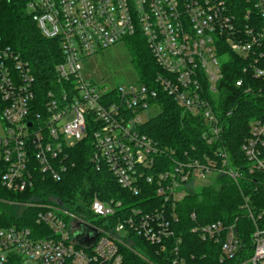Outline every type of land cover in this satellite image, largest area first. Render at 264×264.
I'll return each mask as SVG.
<instances>
[{"label":"built area","instance_id":"obj_1","mask_svg":"<svg viewBox=\"0 0 264 264\" xmlns=\"http://www.w3.org/2000/svg\"><path fill=\"white\" fill-rule=\"evenodd\" d=\"M27 9L41 34L58 42L60 58L46 75L52 86L42 94L29 62L0 38V201L21 209L15 222L0 218V264H196L187 234L218 246L222 263L237 257L242 243L235 222H196L186 231L176 209L197 178L212 173L236 181L243 169L221 148L214 151L218 160L185 155L160 169L166 150L142 131V114L159 111L161 96H167L208 123L202 135L208 143L217 139L208 93H217L223 76L222 47L255 61L263 55L264 0H29ZM137 34L158 68L151 80L137 76L134 83L98 87L83 77V60ZM251 68L253 76L264 75V68ZM87 137L91 165L131 197L150 199L145 205L94 196L93 217L81 218L56 197L23 201L2 195L61 181L74 166L72 149ZM263 149L264 123L253 120L241 145L248 173L264 172ZM143 186L150 194L142 195ZM241 208L254 229L250 256L235 264H264V223L256 222L264 211L255 212L249 197ZM78 223L97 231L92 244L76 241Z\"/></svg>","mask_w":264,"mask_h":264},{"label":"trees","instance_id":"obj_2","mask_svg":"<svg viewBox=\"0 0 264 264\" xmlns=\"http://www.w3.org/2000/svg\"><path fill=\"white\" fill-rule=\"evenodd\" d=\"M28 1L0 0V38L29 62L38 79L39 92L43 94L52 86L46 75L51 74L59 61V45L57 41L41 34L27 10ZM123 43L130 53L131 64L138 78L144 82L151 80L158 68L144 38L137 34L124 39ZM260 50L263 55L256 57L255 61V57L242 58L227 47H222L226 57L222 64L223 76L217 84V93H208L220 129L219 137L211 143L207 142L208 137L202 136L203 132H209L208 123L200 116L183 112L171 98L163 95L159 101L160 110L141 127L144 133L166 150L160 158L163 163L160 169H169L174 160L185 159V155L202 161L204 155H209L218 160L214 151L220 148L228 153L233 166L243 169L244 175L236 181L225 175H214L213 182L198 191H189L178 203L176 210L186 231L196 222L204 224L217 220L235 222L238 228L242 243L238 256L224 263L219 261L218 246L209 247L208 242L200 241L190 234L185 235L188 249L196 255V264H235L238 258H248L254 224L241 208L244 197H249L255 212L264 211V172L248 173L249 163L241 150V145L250 135V123L253 120L264 123V75L255 77L251 71L252 65L264 68V44ZM239 79H242V83L237 86L235 82ZM92 152L91 138L87 137L72 149L74 166L61 181L38 182L35 189L23 193L3 190L2 195L23 201H45L53 196L68 212L81 218L93 217L89 204L94 196L103 200L115 196L128 206L145 205L150 200L142 199L141 195L131 197L113 180H108L109 175L104 169L97 170L91 165ZM150 192L143 186L142 195ZM18 208L0 202V209L4 210L0 215L1 222L17 221L15 211ZM25 211L29 212L30 208ZM191 213H195L194 220L190 219ZM259 221L264 223V213L260 219H256L257 223ZM204 253L206 257L202 258Z\"/></svg>","mask_w":264,"mask_h":264},{"label":"rangeland","instance_id":"obj_3","mask_svg":"<svg viewBox=\"0 0 264 264\" xmlns=\"http://www.w3.org/2000/svg\"><path fill=\"white\" fill-rule=\"evenodd\" d=\"M27 10L29 12V9ZM222 59L225 61L226 57L222 56ZM81 73L84 78L92 80L98 87H115L121 84L134 83L138 76L131 64L130 53L123 42L109 46L83 60L81 63ZM157 112L158 109L151 108L147 111L148 114L143 113V123L147 121V115L153 116ZM214 179L215 176L212 173L199 177L196 179L193 189L198 191L201 187L213 182ZM16 210L15 212L18 216L21 209L18 208Z\"/></svg>","mask_w":264,"mask_h":264},{"label":"water","instance_id":"obj_4","mask_svg":"<svg viewBox=\"0 0 264 264\" xmlns=\"http://www.w3.org/2000/svg\"><path fill=\"white\" fill-rule=\"evenodd\" d=\"M78 225L82 228V232H76L74 234L76 241L83 245L92 244L97 235V231L84 223H78Z\"/></svg>","mask_w":264,"mask_h":264}]
</instances>
